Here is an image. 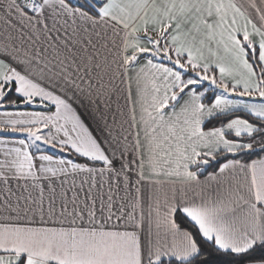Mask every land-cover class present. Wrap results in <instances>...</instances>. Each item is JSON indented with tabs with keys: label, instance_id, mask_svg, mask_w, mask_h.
<instances>
[{
	"label": "snow or ice",
	"instance_id": "1",
	"mask_svg": "<svg viewBox=\"0 0 264 264\" xmlns=\"http://www.w3.org/2000/svg\"><path fill=\"white\" fill-rule=\"evenodd\" d=\"M0 264H264V0H0Z\"/></svg>",
	"mask_w": 264,
	"mask_h": 264
}]
</instances>
